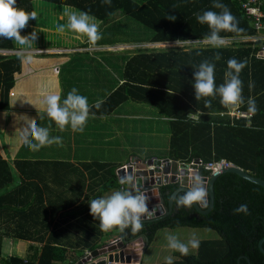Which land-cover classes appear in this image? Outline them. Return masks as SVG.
Here are the masks:
<instances>
[{
	"label": "trees",
	"instance_id": "1",
	"mask_svg": "<svg viewBox=\"0 0 264 264\" xmlns=\"http://www.w3.org/2000/svg\"><path fill=\"white\" fill-rule=\"evenodd\" d=\"M35 1L88 12L106 26L113 25L116 15L127 16L154 32L152 43L205 39L210 29L198 23L196 15L207 10L222 11L213 7V0H110V3L107 0H17V4L27 12H35ZM240 1L220 0L243 29L242 32L221 31L222 37L256 35ZM35 20L29 21L21 35L34 26ZM14 41L0 38V51L14 50ZM263 46L264 41H258L232 47L140 51L127 65L126 74L131 83L115 92L110 104L114 109L122 102L135 101L160 111L170 122L171 159L188 164L197 159L204 163L226 160L264 180V59L257 57ZM217 56L220 58L216 59ZM233 58L245 63L239 73L244 98L240 109L252 113L250 123L246 119L215 118L214 114L227 112V101L219 94L196 99L192 86L193 72L204 61L215 64V82L223 84L227 62ZM21 68L20 57L0 55V112L11 110L15 75L20 74ZM249 98L255 100V112L249 111ZM199 111L206 114L199 122L189 119ZM18 166L23 186L8 192L14 177L0 152V264H75L86 251L91 253L105 246L106 234L116 231L123 234L119 226L102 229L100 218L90 214L88 205L92 199L121 186L115 167L105 169L106 165L87 163L81 169L65 163L32 161L19 162ZM2 189L8 193L2 194ZM175 190V185L163 188L167 205ZM241 204L247 205V212L235 211ZM17 216L21 224L15 227L14 236L34 244L27 259L3 256L4 238L11 236L10 228L3 227V220H14ZM72 219L83 230L78 240L68 235L70 226L66 224ZM23 221L28 223L24 225ZM185 227L209 228L220 238L201 242L197 254L175 253L174 264H264V254L259 248L264 239V188L236 174H223L215 183V204L210 214L201 215L194 206L175 203L169 217L144 223L139 230L130 226L125 237L132 241L144 235L151 243L161 229Z\"/></svg>",
	"mask_w": 264,
	"mask_h": 264
},
{
	"label": "crops",
	"instance_id": "2",
	"mask_svg": "<svg viewBox=\"0 0 264 264\" xmlns=\"http://www.w3.org/2000/svg\"><path fill=\"white\" fill-rule=\"evenodd\" d=\"M34 8L36 13L35 24L26 33L22 34V36L35 34V40L30 42V47L28 44L21 45L15 40L14 50L0 51V55L3 56L20 57L22 64L20 74L15 75L16 83L11 92L10 100L11 110L9 112H0V152L3 159L9 163L12 177H14L11 185H9L10 188L9 186L7 188L8 192H11L10 189L14 191L23 186L20 166H18L19 162L65 163L81 169L82 164L87 163L106 165L104 166L105 169L115 167L117 169L116 176L121 186L103 193L102 197H106L117 190L127 191L126 185L124 184L125 186H123V183L119 180L118 173L121 169L131 164L132 161L140 160L145 162L151 159L176 161L169 157L170 149L164 155L161 152L162 150L155 147L158 136L162 135L161 130L169 134L168 141L170 144L172 138L170 122L160 111L135 101L122 102L114 109H112V104H110L114 93L122 87H128L127 83L132 81L126 74L127 65L131 59H134L140 51L153 50L138 49L134 51L131 47L138 43H131L125 41V39L120 40L122 39L121 37L117 38L119 33H124L130 28L124 20L131 19L124 15H116L112 26L102 25L100 21L95 19V22L99 25L98 30L101 39L93 41L87 35L77 33L66 27L68 15L72 12H78L77 10L42 1H35ZM60 25H65L63 32L58 31ZM46 34L52 37V42L43 44L41 41L43 40V35ZM153 37L154 35L150 36L149 43L162 47L171 46L170 48H173L176 44L187 45L196 43L202 44V46L186 49H205L204 45L209 44L205 39L188 42L152 43ZM247 38H226L223 46L226 43H233L230 45L232 47L243 43L255 44L258 41H264L250 42L246 41ZM25 48L32 55L31 62L26 59L27 53L21 51ZM36 55L40 57L38 56L39 58L36 59ZM73 87L77 88L81 95L88 97L90 105V116L83 132L73 131L70 127H65L64 130H61L55 121L47 116L46 108L43 106V100L47 95L55 93L63 99L66 96L63 95V92L68 93ZM131 89L129 86V90ZM97 102H101V106L98 109L93 106ZM223 113L225 115L222 116ZM223 113L214 114L215 118L219 116L232 119L227 115V112ZM204 115H206L204 112L199 111L197 114L190 115L189 119L199 122ZM193 116H195V120L192 118ZM25 117L33 123L49 127L50 134H53V137H61V142L44 146L46 149L45 155L42 153L43 147L39 150L30 149L32 152L28 157L26 153L22 152L23 147L26 150L28 148L21 141L19 132L27 127L23 122ZM151 136H154L156 141L151 140ZM176 162L183 163L180 161ZM46 166L49 167L50 165ZM75 175L77 180V173ZM122 188L124 189L122 190ZM3 190H1L2 194L3 192L4 194L8 193ZM53 200L56 202V198ZM76 210L74 208V211ZM40 219L46 220V217L40 216ZM47 219L50 220V217H47ZM57 221L59 222L58 219ZM56 222L51 223V225L54 226ZM27 223L23 221L24 225ZM20 224L21 219L19 216L14 220H3V227H9L11 232V236L4 238L3 256L5 258L27 259L32 254L25 253V244H34L14 236L15 227L20 226ZM66 226H70L68 235L71 238L73 237L74 240H78L83 234L82 227L78 228L75 219H72L70 224L67 223ZM178 229L165 228L159 230L154 240L149 243L146 253H168V256L174 257V254L178 252L168 248V235H176L185 242L188 239L200 236L199 233V235L197 233H188V231H185L187 230L186 228L181 233ZM181 234H186V236H181ZM124 236L123 228V234L117 231L111 235L109 233L104 236L103 240L108 244L122 239ZM218 236L220 238L219 234ZM219 238L200 240L198 242L200 245L201 242L215 241ZM10 243H12L13 248L16 246V250L20 252L6 256L5 247ZM129 244L124 249V252L133 253L132 263L144 264L146 257V253H143L145 247L144 238L140 236L134 240L132 248L129 247ZM198 248L199 246L190 248L189 253L196 251L195 253L197 254ZM29 249L28 251L30 252ZM86 253L90 252L86 251L84 255ZM164 263L162 261L159 264Z\"/></svg>",
	"mask_w": 264,
	"mask_h": 264
},
{
	"label": "clouds",
	"instance_id": "3",
	"mask_svg": "<svg viewBox=\"0 0 264 264\" xmlns=\"http://www.w3.org/2000/svg\"><path fill=\"white\" fill-rule=\"evenodd\" d=\"M110 3V0H107ZM213 7L222 9L220 12L207 10L196 15V20L200 24L208 25L210 33L205 36V40L213 47H221L224 45L225 37L220 35L221 31L242 32L243 29L238 27L236 18L232 15L226 5L220 0H213ZM36 19L35 12H27L19 7L17 0H0V38L14 39L19 44H28L35 40V34L31 36H22L21 30L28 25L30 20ZM66 27L77 33L87 35L91 40L101 39L99 33V25L95 22V17L88 12L79 11L72 12L68 15ZM65 25H60L58 31L63 32ZM26 52V59L31 62L32 55L28 49H22ZM220 57L217 56L216 59ZM245 67V63L237 61L235 58L229 59L227 62V71H225V82L217 85L215 82V64L208 61L202 62L198 66V70L193 72L196 99L200 96H213L219 94L224 101L233 103H244L242 96V81L239 73ZM251 86V85H250ZM210 105V101L206 102ZM249 111H256L255 100L249 98ZM43 106L46 108V114L61 130L70 127L73 131L83 132L84 127L90 116V105L88 97L81 95L79 90L73 87L67 95L61 99V96L55 93L47 95L43 100ZM100 108L101 102L93 105ZM23 122L27 127L20 132V139L28 149L39 150L40 148L60 143L61 137L50 136L49 127L29 121L26 117ZM124 189V188H123ZM122 189V190H123ZM207 190L203 186L196 184L183 195L176 198L177 206L183 205L192 207L193 205L206 206ZM146 197L143 193L133 194L129 191H114L106 197L92 199L88 205L90 214L93 217L100 218V226L102 229H108L114 226L121 228L132 226L133 230H139L142 227L141 215L146 211ZM237 213L247 212V205L241 204L235 209ZM168 248L187 255L190 248H197L199 242L195 238L188 239L186 242L178 236L170 234L167 236ZM85 257V256H84ZM174 257H165V264H174Z\"/></svg>",
	"mask_w": 264,
	"mask_h": 264
},
{
	"label": "water",
	"instance_id": "4",
	"mask_svg": "<svg viewBox=\"0 0 264 264\" xmlns=\"http://www.w3.org/2000/svg\"><path fill=\"white\" fill-rule=\"evenodd\" d=\"M199 160H195L191 164L178 163L176 161L165 159H151L149 161L134 160L118 173L119 180L126 185L127 191L143 193L146 197V211L141 215V224L154 223L169 217L175 208V201L179 194H184L194 185L199 184L206 188L207 197L206 206L193 205L195 210L201 215H208L212 212L215 204V183L226 173H233L239 177L250 181L264 188V180L253 176L243 169L231 165L223 168L221 172L208 176L206 172L200 168ZM175 185L176 190L168 201H165L163 188ZM167 205V206H166ZM129 225L128 227H130ZM128 227H124V234ZM145 240L143 253L149 246V239L142 235ZM131 243V244H129ZM134 240L128 241L124 236L122 239L110 242L105 246L91 252L88 256L80 259L76 264H133V257L130 253H125L124 249L129 244L132 248ZM264 239L260 241L259 248L264 254Z\"/></svg>",
	"mask_w": 264,
	"mask_h": 264
},
{
	"label": "rangeland",
	"instance_id": "5",
	"mask_svg": "<svg viewBox=\"0 0 264 264\" xmlns=\"http://www.w3.org/2000/svg\"><path fill=\"white\" fill-rule=\"evenodd\" d=\"M125 23L130 27L128 28L127 31H125L124 33H119L117 35V38L119 39V37H121L123 40L125 39V41L131 42V43H138V44H134L131 49H133L134 51H137L138 49H153L159 51V50H182V49H186V48H197V47H201L202 44H196V43H191V44H187V45H180V44H176V46H173V48L170 47H165V46H156L155 44H151L149 43L150 40V36L152 37L154 35V32H152L151 30L147 29L146 27H144L143 25L137 23L134 20H129L126 19L124 20ZM134 26V27H133ZM43 42V44L47 43V42H52V37L50 35H43V40L41 41ZM233 44V43H232ZM231 43H226L225 46H230L232 45ZM212 45L207 44L204 45V47H211ZM127 50V49H125ZM39 55H36V59L39 58ZM63 95H67L66 92H63ZM162 135L158 136V140H157V144L155 145L156 148L162 150L161 152L165 154L166 151L170 149V143L168 141L169 138V134L167 132H164L161 130ZM50 136H53V134H50ZM151 140L156 141L154 136L150 137ZM24 149L22 150V152L26 153L28 155V157L30 156V153L32 152L30 149H25V147H23ZM42 153L45 155L46 154V149L45 147H43ZM48 157V156H47ZM51 157V156H49ZM188 231V233H199L200 236H196L195 239H197L198 241L200 240H212L214 238H219L218 233L212 229L209 228H202V229H191V228H187L185 227ZM181 233L183 229H178ZM198 234V235H199ZM181 236H186V234H181ZM31 244L26 243L25 244V253H30L28 251L29 247ZM16 246H14L12 243H10L9 245H7L5 247V255L8 256L10 254L13 253H19L20 251L16 250L15 248ZM24 249V250H25ZM196 252V251H195ZM195 252L192 251V253L189 254H196ZM22 253V252H21ZM162 256V257H161ZM168 256V253H146V257H145V262L144 264H159L160 262H165V257Z\"/></svg>",
	"mask_w": 264,
	"mask_h": 264
},
{
	"label": "built area",
	"instance_id": "6",
	"mask_svg": "<svg viewBox=\"0 0 264 264\" xmlns=\"http://www.w3.org/2000/svg\"><path fill=\"white\" fill-rule=\"evenodd\" d=\"M240 2L246 18L252 22L253 28L256 31V35L248 37L246 41L257 42L258 40H264V34H261L264 33V0H241ZM257 57L264 59V46ZM227 105V115H229L233 120L246 119L250 123L253 115L249 112L241 111L240 103L227 102ZM223 115L225 114L223 113L222 116ZM192 118L195 120V116ZM199 161L200 164L198 166L205 172L209 173V176L221 172L223 168H228L233 165L228 163L226 160L211 163H204L201 160ZM89 254L90 253H86L85 256H88Z\"/></svg>",
	"mask_w": 264,
	"mask_h": 264
}]
</instances>
